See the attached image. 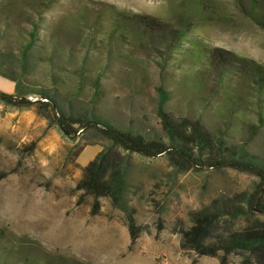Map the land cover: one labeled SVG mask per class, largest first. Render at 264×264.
I'll return each mask as SVG.
<instances>
[{
    "label": "trees",
    "instance_id": "16d2710c",
    "mask_svg": "<svg viewBox=\"0 0 264 264\" xmlns=\"http://www.w3.org/2000/svg\"><path fill=\"white\" fill-rule=\"evenodd\" d=\"M58 3L0 0V76L15 84L12 93L0 90V103L34 107L65 138L91 131L108 142L82 167L76 188L96 201L108 197L126 214L131 244L139 227L129 199L130 154H167L183 170L233 167L257 175L258 187L241 202L195 212L179 231L180 247L220 264L231 254L242 256L240 264H264V154L252 149L264 138V64L194 34L198 20L215 14V0H180L178 23L88 2L58 20L47 15ZM236 3L264 29V0ZM42 65L47 72L38 79ZM111 80L142 115L122 123L102 110ZM149 100L157 126L150 125ZM37 244L0 227V264L75 263Z\"/></svg>",
    "mask_w": 264,
    "mask_h": 264
},
{
    "label": "rangeland",
    "instance_id": "374dc122",
    "mask_svg": "<svg viewBox=\"0 0 264 264\" xmlns=\"http://www.w3.org/2000/svg\"><path fill=\"white\" fill-rule=\"evenodd\" d=\"M84 2L94 7L110 4L174 23L183 14L180 0H59L47 15L59 20ZM214 6L215 14L198 20L194 34L211 46L264 64V29L240 11L236 0H215ZM46 72L42 65L38 79ZM151 76L155 78L153 70ZM14 89L11 80L0 76V90ZM107 92L101 108L122 123L144 113L115 80ZM82 100L89 102L90 95ZM146 107L150 125L157 126L152 100ZM106 144L91 131L65 138L34 107L18 109L0 103V227L37 241L40 251L64 255L74 264H220L219 257L181 249L179 231L203 208L241 202L244 194L258 187L260 178L233 167L183 170L167 154H130L129 199L139 227V236L131 244L126 214L108 197L96 201L76 188L82 167ZM252 149L264 154V138L255 141ZM241 262L240 254H231L227 264Z\"/></svg>",
    "mask_w": 264,
    "mask_h": 264
},
{
    "label": "crops",
    "instance_id": "0c3cea01",
    "mask_svg": "<svg viewBox=\"0 0 264 264\" xmlns=\"http://www.w3.org/2000/svg\"><path fill=\"white\" fill-rule=\"evenodd\" d=\"M13 84H14V82H13ZM14 85H15V84H14ZM8 92H11V93H12L13 91H10V90H9Z\"/></svg>",
    "mask_w": 264,
    "mask_h": 264
}]
</instances>
